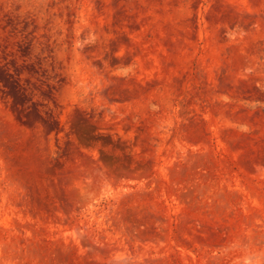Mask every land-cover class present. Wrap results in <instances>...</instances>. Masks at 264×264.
I'll use <instances>...</instances> for the list:
<instances>
[{"label":"rangeland","instance_id":"obj_1","mask_svg":"<svg viewBox=\"0 0 264 264\" xmlns=\"http://www.w3.org/2000/svg\"><path fill=\"white\" fill-rule=\"evenodd\" d=\"M0 264H264V0H0Z\"/></svg>","mask_w":264,"mask_h":264}]
</instances>
